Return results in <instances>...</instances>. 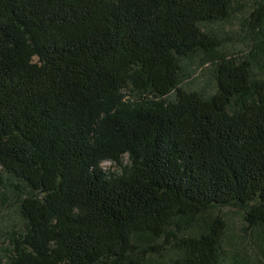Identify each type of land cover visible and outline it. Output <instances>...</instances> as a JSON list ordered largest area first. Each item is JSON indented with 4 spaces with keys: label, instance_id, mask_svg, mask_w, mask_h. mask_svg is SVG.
I'll return each mask as SVG.
<instances>
[{
    "label": "trees",
    "instance_id": "trees-1",
    "mask_svg": "<svg viewBox=\"0 0 264 264\" xmlns=\"http://www.w3.org/2000/svg\"><path fill=\"white\" fill-rule=\"evenodd\" d=\"M229 11V0H0V172L33 192L16 264H145L168 244L178 263L220 264V217L198 235L170 229L252 201L246 221L264 225V80L249 60L222 61L211 96L181 87L180 59L217 46L200 23Z\"/></svg>",
    "mask_w": 264,
    "mask_h": 264
},
{
    "label": "rangeland",
    "instance_id": "rangeland-1",
    "mask_svg": "<svg viewBox=\"0 0 264 264\" xmlns=\"http://www.w3.org/2000/svg\"><path fill=\"white\" fill-rule=\"evenodd\" d=\"M229 15L224 19L202 22L200 27L217 40L211 52L200 49L180 59L181 87L197 91L209 97L217 91V70L222 61L240 63L249 60L252 81L264 80V18L258 23L251 17L252 11L264 6V0H229ZM128 162V157L123 159ZM106 170L119 171L120 166L104 161ZM33 194L21 180L0 172V264H16V248L26 233V220L20 204L24 197ZM256 201L249 204L216 206L205 213L184 219L177 235H198L207 229L217 217L225 222L220 242V264H264V225L250 226L246 214ZM142 246L162 245L164 236L153 238L138 234ZM181 252L172 244L160 252H150L145 264H181Z\"/></svg>",
    "mask_w": 264,
    "mask_h": 264
}]
</instances>
